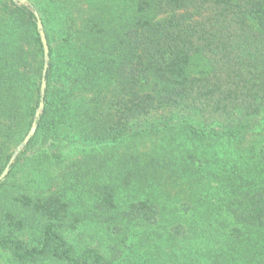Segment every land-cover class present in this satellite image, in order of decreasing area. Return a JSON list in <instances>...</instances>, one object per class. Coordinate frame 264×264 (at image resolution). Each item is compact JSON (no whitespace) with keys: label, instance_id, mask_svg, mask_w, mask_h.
<instances>
[{"label":"trees","instance_id":"obj_1","mask_svg":"<svg viewBox=\"0 0 264 264\" xmlns=\"http://www.w3.org/2000/svg\"><path fill=\"white\" fill-rule=\"evenodd\" d=\"M27 1L0 0V173L39 104L43 50L31 6L43 23L49 62L36 131L0 182V250L17 264L155 261L150 251L133 255L132 247L123 259H110L70 243L64 232L81 215L66 190L11 194L4 187L29 161L61 159L60 143L73 131L89 149L72 173L77 183L94 184L93 214L103 229L116 228L108 233L163 250L164 234L152 226L166 221L167 241L212 234L219 248L207 254L213 264H264V0H134L130 19L111 30L100 15L79 27L58 23L54 14L66 0ZM196 55L207 69L191 75ZM89 93L85 108L73 104ZM147 135L165 138L146 156L95 152ZM213 142L233 160H214ZM110 163L121 165L107 176ZM120 192L132 195L118 209ZM179 197L189 207L163 220L161 201Z\"/></svg>","mask_w":264,"mask_h":264},{"label":"rangeland","instance_id":"obj_2","mask_svg":"<svg viewBox=\"0 0 264 264\" xmlns=\"http://www.w3.org/2000/svg\"><path fill=\"white\" fill-rule=\"evenodd\" d=\"M39 2L48 3L49 0H38V3ZM64 5L66 9L54 14V19L58 23L65 19L74 21V26L79 27L84 26L90 17H97V15H100L103 20L102 25L109 30H111L113 26L118 27L120 24L128 21L134 11V0H66ZM33 8L35 9L34 6ZM187 69L191 75L200 74L207 69V62L202 56L196 55L191 59ZM92 97L93 93L77 94L73 99V104L85 108L86 105L90 103L89 101ZM259 119L263 126L264 113ZM263 132L264 130H262V133ZM164 138L157 135L129 138L115 146L109 144L98 147L95 152L99 153V155L115 153L118 156H123V158L128 157L131 153H140L142 156H146L153 151L155 146L162 145ZM87 149H89V144L79 138L73 131H69L60 143L61 159L53 160L50 164L45 163L43 165H38L37 163L29 161L7 179L8 181H6L4 187L11 194L24 191L35 192L37 188L41 190L42 188L66 190L67 198L75 204L72 210L76 214L81 215V220L74 229L65 231L64 236L70 243L80 248L95 247L110 259L113 257V253H115L119 259H123L124 252L130 253L128 249L132 247L135 249L133 255L137 252L143 253L145 251H150L155 260L153 264H213V262L211 263L210 260H207V254L208 252L215 253L219 248H216L217 245H214V240L212 239L214 237L212 234L208 237L204 234L202 241H200L198 237H192L189 241L185 242H171L167 241L165 237L170 227L167 222L164 221L162 225L156 223L152 228L157 230L156 232H163L164 234V240L158 244V246H165L164 243H167V246H169L163 250H158L157 248H150L155 243L148 248L139 245V243H137L138 241H134L135 237L132 235L130 240L122 242L119 238H116V232H111V234L107 232L108 228H110V231L116 229L113 225L109 226L103 222L106 226L105 229H103L104 227L99 222L101 218L93 214L99 210L95 208L93 201V199L95 200L97 197V190L94 184L86 180V182L79 184L75 181L74 174L72 173L76 165L79 164V161L82 159V156L88 152ZM210 149H217L216 154L218 157H213L214 160L222 159L225 163L233 160V158L225 154L222 148L217 147L215 142L212 143ZM120 165L121 164L112 165L110 163L108 167L103 169V172L107 176L110 174L115 175ZM73 184H75V187H73ZM49 190L47 189L46 192H49ZM130 195L132 194H126L124 192L117 194L116 202L118 203V209L126 206L125 200L127 201V197H130ZM1 196H3V188L0 189V199ZM181 198L183 197H179L178 200L175 199V201L165 198L161 201L164 207L163 211H165L163 220H166L171 213L181 212L189 207L186 206V209L183 208L184 206L181 205V202H184L187 198H183L182 201ZM78 201L80 204H77ZM131 244H133V246H131ZM0 264L17 263L11 259L8 252L0 250Z\"/></svg>","mask_w":264,"mask_h":264},{"label":"water","instance_id":"obj_3","mask_svg":"<svg viewBox=\"0 0 264 264\" xmlns=\"http://www.w3.org/2000/svg\"><path fill=\"white\" fill-rule=\"evenodd\" d=\"M14 2H20L23 4H29L27 0H13ZM31 8H33L31 6ZM33 14L35 16V21H36V27L37 31L40 37V41L42 44V50H43V69H42V74H41V83H40V89H39V104L38 107L36 108L35 114L33 116V120L31 123V126L24 136V138L19 142V144L15 147L14 151L12 152L6 166L0 173V182L6 177V175L9 172V168L11 164L14 162L15 158L17 155L20 153V151L27 145L28 141L30 138L34 135L36 128H37V121L39 120V117L43 111L44 108V94H45V89H46V73L48 69V62H49V46L47 43V38L46 34L43 28V23L40 18L39 13L37 10L33 9Z\"/></svg>","mask_w":264,"mask_h":264}]
</instances>
